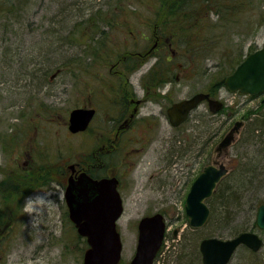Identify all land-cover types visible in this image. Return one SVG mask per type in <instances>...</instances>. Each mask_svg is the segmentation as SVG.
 <instances>
[{
  "label": "rangeland",
  "instance_id": "374dc122",
  "mask_svg": "<svg viewBox=\"0 0 264 264\" xmlns=\"http://www.w3.org/2000/svg\"><path fill=\"white\" fill-rule=\"evenodd\" d=\"M167 1L0 0V204L4 189L13 193L3 200L6 208H0V264H82L85 242L65 213L71 164L84 163L105 141L97 139L111 119L103 94L115 93L116 84L135 70L129 77L138 85L141 75L158 64L183 67V74H170L165 86L169 104L217 88L228 109L211 116L204 114L207 104L202 103L182 128L154 119L147 123L148 135L144 124L122 136L135 152L128 160L121 153L125 161L118 169L124 203L117 222L120 264H129L135 253L139 220L155 212L164 214L167 230L153 264H181V256L182 264H202V238H230L248 224L264 240V229L252 228L249 219L256 200L264 201V168L257 167V159L249 163L256 149L247 139L250 120L264 113L262 96L230 92L222 81L264 46V0H204L209 9L194 1ZM142 54L175 55L165 64L155 55L141 59ZM133 63L138 66L129 71ZM86 105L99 108L93 131L69 132L70 111ZM161 105L153 98L142 110L157 114ZM238 119H244V126L222 156L230 171L212 206L226 186L238 199L217 210L223 221L212 215L207 225L193 229L184 202L196 176L194 157L202 164L211 161L214 147ZM248 167L254 169L253 181ZM228 264H264V243L257 252L239 246Z\"/></svg>",
  "mask_w": 264,
  "mask_h": 264
},
{
  "label": "water",
  "instance_id": "95a60500",
  "mask_svg": "<svg viewBox=\"0 0 264 264\" xmlns=\"http://www.w3.org/2000/svg\"><path fill=\"white\" fill-rule=\"evenodd\" d=\"M232 91L256 95L264 91V47L249 54L236 70L225 79ZM208 98L205 93H197L189 99L176 103L169 109L172 123L179 124L186 119L189 111L201 100ZM264 101V99H263ZM222 103L210 100L213 111ZM94 110L75 108L70 113L69 129L73 132L86 128ZM243 122L236 121L218 144V150H226L234 141ZM73 167V166H71ZM228 173L224 163L208 165L197 176L187 194L185 209L190 225L200 227L209 217L210 208L205 199L213 193L217 183ZM116 177L94 179L87 173L78 178L69 177L65 191L70 218L78 232L87 237L89 247L85 250L82 264H119L122 250L120 233L116 221L123 211V202L117 189ZM256 223L264 229V203L257 211ZM139 238L136 253L130 264H151L159 249L165 232V222L161 213L145 216L139 222ZM258 250L262 238L253 231H244L229 239L206 237L200 243L203 264H227L240 244Z\"/></svg>",
  "mask_w": 264,
  "mask_h": 264
},
{
  "label": "flooded vegetation",
  "instance_id": "af4514ba",
  "mask_svg": "<svg viewBox=\"0 0 264 264\" xmlns=\"http://www.w3.org/2000/svg\"><path fill=\"white\" fill-rule=\"evenodd\" d=\"M162 46L166 47L165 44ZM155 49H157V47L154 48V52ZM151 55H155L158 60L162 59L165 61V64H168L166 62L172 60L171 57L175 54H149L142 57L141 59L147 58ZM134 63L127 66L128 69L130 68L129 71H133L132 68H136L135 66H138L134 65ZM138 69L141 70V66ZM135 73L136 70L131 73L129 72L126 81L123 83H119L122 84V86H118L119 84H116L117 88L115 93L108 92L103 94L108 95L106 99L107 102L111 105V107L106 112V114H110L111 119H109L110 125L106 122L109 127L103 133H101L100 136L98 135L97 139L101 140L100 137H103L105 141L104 143H101V145L98 144V146L94 150L87 154V159L86 161L84 160V163L76 162L75 169L72 170L70 174L73 173V175L76 177L81 171H86L90 174L91 171H93V174L91 175L96 178L117 175L121 184V176L120 173H118V169H120V165H122L125 160L122 161V157L120 155L121 153L124 154L123 157L128 160L134 155L135 152L134 148H131L129 146V141L128 143L125 142L122 139V136L124 138L125 134L128 135L129 133L136 132L137 130H139V128H143L144 124L152 123L154 119L155 121H159L160 119H166L168 120V122H170L168 109L171 104L176 101H173L171 102V104H169L170 89H165V86H167L171 82L170 74H183V67L177 66L176 68H170L169 66H159V64L158 66L150 67L146 72L141 75V80L138 85H136L134 81L130 80L129 77L130 75L133 76ZM123 84H127L129 87L123 88ZM217 90V88H212L206 90L205 92L209 93L212 98H218L216 94ZM153 98L160 100V102L162 103V107L159 112L157 114H154L152 111L143 112V104L147 105L148 102L152 101ZM205 103L207 104V102ZM83 107L92 108L95 110V113L92 115L86 127V130L83 131V133L90 134L95 127L94 124L96 120L100 118L99 108L96 105H86ZM136 122L139 123L138 128H136ZM185 122L173 127L182 128V125ZM102 124L104 127V123ZM114 125L116 128H114ZM148 128L149 124L145 125V135H148ZM108 130L112 133L113 131L115 132L114 137L110 138V136H108ZM214 152V158L211 161L206 162L205 164H202L201 161L197 162V157H194V160L197 164V167L194 168V170L196 171V176L203 170L205 166L219 163L224 154L218 156V143L214 147ZM101 170L103 171L101 172ZM196 176L194 174V177Z\"/></svg>",
  "mask_w": 264,
  "mask_h": 264
},
{
  "label": "trees",
  "instance_id": "16d2710c",
  "mask_svg": "<svg viewBox=\"0 0 264 264\" xmlns=\"http://www.w3.org/2000/svg\"><path fill=\"white\" fill-rule=\"evenodd\" d=\"M184 1H187V0H184ZM192 1L196 2V4H201L202 7H208V5L206 4V2L204 0H188L187 1V4H191ZM208 1V0H207ZM167 2H170V0H168ZM191 2V3H189ZM223 2L222 0H220V3ZM244 4V3H243ZM209 9V7H208ZM229 9V8H228ZM232 12H236V10H231ZM189 32V29L187 30ZM194 31H198V28L197 29H194ZM191 34V32H189ZM198 37V36H197ZM261 106H264V103L261 104ZM261 115V116H260ZM260 115H257L255 116L252 120H250V124H251V128H250V131H249V135L247 137L248 140H250L249 142H253V144L251 145L253 151H255L256 149V153L255 152H252L251 155H249L251 161H249V163L252 162L253 159H257V167H262L264 168V113L260 114ZM247 117L249 119V117H251V113L248 112L247 114ZM247 145H249L250 147V144L248 143ZM262 163L261 164H258V163ZM254 169L253 168H247L246 171H249V172H252ZM262 170V169H261ZM245 171V172H246ZM247 172V173H249ZM252 176H250V178L252 179L253 181V176L255 177V174L252 172L251 173ZM26 185L29 184V181H27L25 183ZM5 186V185H4ZM2 189L3 186H0ZM231 186H229V188L226 186L225 188H223V190L216 196V200H218V203L217 205L214 203V205L212 206V202H214L213 198L211 199V202H210V205H211V208H212V215H214V220H216V216L218 214V209H226V208H229V206H232L233 204L236 203V200L238 199V197H234L232 195V189L230 188ZM231 191V192H230ZM231 193V194H230ZM12 192H8L4 189L3 191V196L1 197V204H0V208H2L1 210L5 209L6 208V204L4 203V199H8V198H11L12 196ZM220 197V198H219ZM217 202V201H215ZM264 201H260V200H256L254 206L252 207V213L250 214V217L249 219L251 220L253 218V222H252V225L251 227H256V221H255V216H256V212H257V208L258 206L263 203ZM0 210V211H1ZM1 214V213H0ZM211 215V217H212ZM224 214L222 212H220L218 214V218H217V221H223V216ZM236 232L233 233V235H236L238 234L239 232L241 231H245V230H249V224L248 225H245L243 226V228H236ZM85 242V248H86V241L84 240ZM189 247V245L187 246ZM253 252V251H252ZM182 259H183V256H181L178 260H177V263H181L182 264ZM190 261L187 262V264H189Z\"/></svg>",
  "mask_w": 264,
  "mask_h": 264
},
{
  "label": "bare ground",
  "instance_id": "6f19581e",
  "mask_svg": "<svg viewBox=\"0 0 264 264\" xmlns=\"http://www.w3.org/2000/svg\"><path fill=\"white\" fill-rule=\"evenodd\" d=\"M201 242V241H200ZM199 245H200V243H199Z\"/></svg>",
  "mask_w": 264,
  "mask_h": 264
}]
</instances>
